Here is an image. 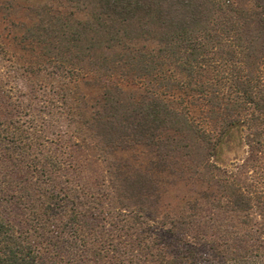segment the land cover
I'll use <instances>...</instances> for the list:
<instances>
[{
  "label": "trees",
  "instance_id": "obj_1",
  "mask_svg": "<svg viewBox=\"0 0 264 264\" xmlns=\"http://www.w3.org/2000/svg\"><path fill=\"white\" fill-rule=\"evenodd\" d=\"M0 17V264H264V0Z\"/></svg>",
  "mask_w": 264,
  "mask_h": 264
},
{
  "label": "rangeland",
  "instance_id": "obj_2",
  "mask_svg": "<svg viewBox=\"0 0 264 264\" xmlns=\"http://www.w3.org/2000/svg\"><path fill=\"white\" fill-rule=\"evenodd\" d=\"M0 26L2 27L1 17H0ZM248 148L246 145L241 144L240 139L235 138L230 145L226 148L225 152V163L224 165L229 168H235L237 165H240L243 160L247 157ZM141 158V154H138Z\"/></svg>",
  "mask_w": 264,
  "mask_h": 264
}]
</instances>
